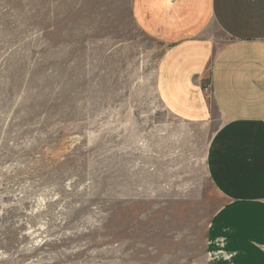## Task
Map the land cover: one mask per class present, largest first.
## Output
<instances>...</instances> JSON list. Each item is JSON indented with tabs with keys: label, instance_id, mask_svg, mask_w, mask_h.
Segmentation results:
<instances>
[{
	"label": "rangeland",
	"instance_id": "1",
	"mask_svg": "<svg viewBox=\"0 0 264 264\" xmlns=\"http://www.w3.org/2000/svg\"><path fill=\"white\" fill-rule=\"evenodd\" d=\"M160 49L127 0H0V264H212L214 125L161 104Z\"/></svg>",
	"mask_w": 264,
	"mask_h": 264
},
{
	"label": "crops",
	"instance_id": "2",
	"mask_svg": "<svg viewBox=\"0 0 264 264\" xmlns=\"http://www.w3.org/2000/svg\"><path fill=\"white\" fill-rule=\"evenodd\" d=\"M127 4L161 47V104L183 122L214 125L207 170L224 202L207 229L212 264H264V0Z\"/></svg>",
	"mask_w": 264,
	"mask_h": 264
},
{
	"label": "built area",
	"instance_id": "3",
	"mask_svg": "<svg viewBox=\"0 0 264 264\" xmlns=\"http://www.w3.org/2000/svg\"><path fill=\"white\" fill-rule=\"evenodd\" d=\"M204 89H205L206 91H208V87H207V86H205Z\"/></svg>",
	"mask_w": 264,
	"mask_h": 264
}]
</instances>
